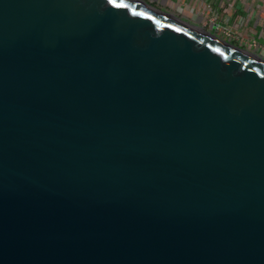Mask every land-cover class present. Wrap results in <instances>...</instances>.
I'll list each match as a JSON object with an SVG mask.
<instances>
[{
    "label": "water",
    "instance_id": "water-1",
    "mask_svg": "<svg viewBox=\"0 0 264 264\" xmlns=\"http://www.w3.org/2000/svg\"><path fill=\"white\" fill-rule=\"evenodd\" d=\"M0 264H264V58L145 0H0Z\"/></svg>",
    "mask_w": 264,
    "mask_h": 264
},
{
    "label": "rangeland",
    "instance_id": "rangeland-1",
    "mask_svg": "<svg viewBox=\"0 0 264 264\" xmlns=\"http://www.w3.org/2000/svg\"><path fill=\"white\" fill-rule=\"evenodd\" d=\"M145 1L153 4L163 11L177 15L187 22L201 26L210 31H213L215 28L214 22H221L222 28L230 34L229 36H226L221 30L218 29V32L224 34L223 37H227V39L229 38L228 40L232 41L233 43L264 58V32H262L261 36L256 38V43L249 41V6L246 7L247 0H238L240 2H238L239 4H237L238 6H236V12H238L237 21H239V25H246V29L242 31L239 28L237 29V31L230 27L228 28V26L225 24L226 21L228 23L233 21L232 17L228 14L225 16V11L224 9H222L227 5L225 2L221 3L222 7L219 8L217 6L219 2L217 3V1L215 0H206L204 7L202 6V4L199 5V3H201V0H192L191 2H187V0ZM197 1H199L198 4ZM227 6L229 7V4Z\"/></svg>",
    "mask_w": 264,
    "mask_h": 264
},
{
    "label": "crops",
    "instance_id": "crops-1",
    "mask_svg": "<svg viewBox=\"0 0 264 264\" xmlns=\"http://www.w3.org/2000/svg\"><path fill=\"white\" fill-rule=\"evenodd\" d=\"M191 2L192 0H187V2ZM217 1L216 5L220 8L222 7L221 3L225 2L229 7L226 5L224 8L225 16L228 14L232 17L233 21L228 23L227 21L225 24L228 28L237 29L239 28L241 31L246 29V25L242 24L239 25V21H237V13L236 6L239 4L238 0H215ZM199 1H197L198 4ZM206 0H201L202 6L204 7ZM249 6V41L255 42L256 38L262 35L264 32V0H247L246 7ZM235 15V16H234ZM230 18V17H229ZM230 20V19H229ZM219 21V20H218ZM224 24V23H223ZM264 39V35H263ZM256 43V42H255ZM264 47V45H263Z\"/></svg>",
    "mask_w": 264,
    "mask_h": 264
},
{
    "label": "built area",
    "instance_id": "built-area-1",
    "mask_svg": "<svg viewBox=\"0 0 264 264\" xmlns=\"http://www.w3.org/2000/svg\"><path fill=\"white\" fill-rule=\"evenodd\" d=\"M214 24H215V31H216V33L218 32L217 30L219 29V30H221L226 36H229V35H230L229 32L225 31V30L222 28L221 22H214ZM218 34L221 35V36H224V34H222V33H220V32H218ZM226 38H227V37H226ZM228 39H229V38H228Z\"/></svg>",
    "mask_w": 264,
    "mask_h": 264
},
{
    "label": "snow or ice",
    "instance_id": "snow-or-ice-1",
    "mask_svg": "<svg viewBox=\"0 0 264 264\" xmlns=\"http://www.w3.org/2000/svg\"><path fill=\"white\" fill-rule=\"evenodd\" d=\"M110 2H114V0H110Z\"/></svg>",
    "mask_w": 264,
    "mask_h": 264
}]
</instances>
